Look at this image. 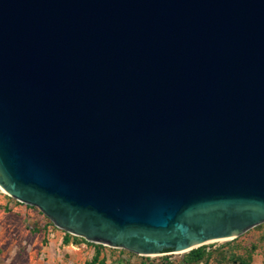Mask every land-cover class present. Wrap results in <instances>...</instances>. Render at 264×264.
<instances>
[{"label":"water","instance_id":"1","mask_svg":"<svg viewBox=\"0 0 264 264\" xmlns=\"http://www.w3.org/2000/svg\"><path fill=\"white\" fill-rule=\"evenodd\" d=\"M0 188L142 256L263 224L264 0H0Z\"/></svg>","mask_w":264,"mask_h":264},{"label":"rangeland","instance_id":"2","mask_svg":"<svg viewBox=\"0 0 264 264\" xmlns=\"http://www.w3.org/2000/svg\"><path fill=\"white\" fill-rule=\"evenodd\" d=\"M65 234L0 188V264H89L97 252L98 264H264V223L234 240L206 244L197 262L177 252L136 255L69 234L65 245Z\"/></svg>","mask_w":264,"mask_h":264},{"label":"trees","instance_id":"3","mask_svg":"<svg viewBox=\"0 0 264 264\" xmlns=\"http://www.w3.org/2000/svg\"><path fill=\"white\" fill-rule=\"evenodd\" d=\"M68 243H69V235L65 234V236L63 238V244L66 245ZM205 247L206 246H202V247H199L197 249H194V250L190 251L188 254H186V256L192 261H196V262L200 261L204 255ZM98 263H100V261H98V252H97L95 257L92 259V261L89 264H98Z\"/></svg>","mask_w":264,"mask_h":264}]
</instances>
